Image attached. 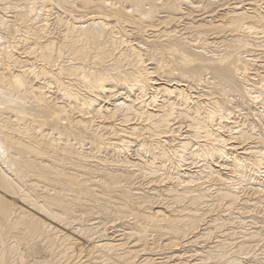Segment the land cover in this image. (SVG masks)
I'll return each instance as SVG.
<instances>
[{
  "label": "bare ground",
  "instance_id": "6f19581e",
  "mask_svg": "<svg viewBox=\"0 0 264 264\" xmlns=\"http://www.w3.org/2000/svg\"><path fill=\"white\" fill-rule=\"evenodd\" d=\"M0 264H264V0H0Z\"/></svg>",
  "mask_w": 264,
  "mask_h": 264
}]
</instances>
